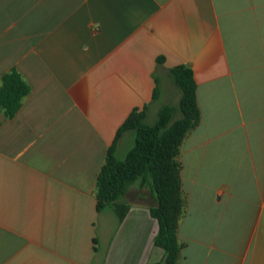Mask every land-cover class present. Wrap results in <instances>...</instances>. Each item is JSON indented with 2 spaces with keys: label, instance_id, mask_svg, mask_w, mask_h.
Wrapping results in <instances>:
<instances>
[{
  "label": "crops",
  "instance_id": "crops-1",
  "mask_svg": "<svg viewBox=\"0 0 264 264\" xmlns=\"http://www.w3.org/2000/svg\"><path fill=\"white\" fill-rule=\"evenodd\" d=\"M178 66L200 110L177 158L179 264H264V0H0V85L16 69L31 87L0 109V264L163 259L149 209L99 213L97 179L134 109L154 124L178 105Z\"/></svg>",
  "mask_w": 264,
  "mask_h": 264
},
{
  "label": "trees",
  "instance_id": "trees-1",
  "mask_svg": "<svg viewBox=\"0 0 264 264\" xmlns=\"http://www.w3.org/2000/svg\"><path fill=\"white\" fill-rule=\"evenodd\" d=\"M171 76L181 93L178 105L162 107L154 124L147 123V107L134 109L118 130L97 179V211L112 210L120 223L131 209L126 201L131 190L136 188L138 195L147 191L146 196L152 199L154 205L149 213L158 225L154 246L164 252L163 259L152 264H179L181 244L177 231L184 214L185 199L181 165L177 158L185 136L200 120L193 71L178 66L172 69ZM30 92L31 87L16 69L3 75L0 109L8 119L17 115ZM159 94V87H156L153 99H157ZM129 132L134 137L133 146L120 159L118 142ZM94 244V251L97 252V238Z\"/></svg>",
  "mask_w": 264,
  "mask_h": 264
},
{
  "label": "rangeland",
  "instance_id": "rangeland-1",
  "mask_svg": "<svg viewBox=\"0 0 264 264\" xmlns=\"http://www.w3.org/2000/svg\"><path fill=\"white\" fill-rule=\"evenodd\" d=\"M132 146H133V141L130 140L128 142V145H126L125 148H123L120 152H118V158L123 159L126 156V154L128 153V151L131 149ZM212 169H213V171L215 170L214 167ZM205 176H206V173L204 171H200V174H199L198 178L200 180L204 181ZM211 179H213V176L211 177ZM202 186H203V183L195 185L196 189H195V191H193L192 197H191V200H190V207L191 208H192V206H194V203H196V201H197L196 199L204 198V194H202V192L200 190ZM137 192L138 191L136 190V188H133L131 190V195H129V196H146L147 195V191L146 190L141 195H138ZM201 202L203 203V200ZM201 221H202V216H199V215H196L193 218H191V217L190 218L189 217L186 218L185 221H184V229H185V231L188 230L189 223H192L194 226H196V225H198V223H201Z\"/></svg>",
  "mask_w": 264,
  "mask_h": 264
},
{
  "label": "water",
  "instance_id": "water-1",
  "mask_svg": "<svg viewBox=\"0 0 264 264\" xmlns=\"http://www.w3.org/2000/svg\"><path fill=\"white\" fill-rule=\"evenodd\" d=\"M126 201L131 207H142L150 209L154 206L152 199L146 196H128L126 198Z\"/></svg>",
  "mask_w": 264,
  "mask_h": 264
},
{
  "label": "bare ground",
  "instance_id": "bare-ground-1",
  "mask_svg": "<svg viewBox=\"0 0 264 264\" xmlns=\"http://www.w3.org/2000/svg\"><path fill=\"white\" fill-rule=\"evenodd\" d=\"M161 85V84H160ZM181 116V115H180ZM191 131V130H190Z\"/></svg>",
  "mask_w": 264,
  "mask_h": 264
}]
</instances>
